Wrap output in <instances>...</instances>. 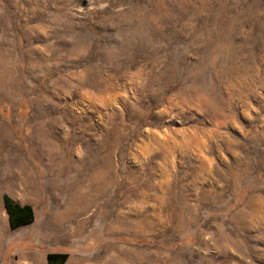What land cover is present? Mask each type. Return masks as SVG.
Returning a JSON list of instances; mask_svg holds the SVG:
<instances>
[{
  "label": "rangeland",
  "instance_id": "obj_1",
  "mask_svg": "<svg viewBox=\"0 0 264 264\" xmlns=\"http://www.w3.org/2000/svg\"><path fill=\"white\" fill-rule=\"evenodd\" d=\"M0 249L264 264V0H0Z\"/></svg>",
  "mask_w": 264,
  "mask_h": 264
},
{
  "label": "trees",
  "instance_id": "obj_2",
  "mask_svg": "<svg viewBox=\"0 0 264 264\" xmlns=\"http://www.w3.org/2000/svg\"><path fill=\"white\" fill-rule=\"evenodd\" d=\"M3 203L11 230L26 226L33 221V212L30 206L17 204L7 196L3 197ZM66 259V254L48 253L46 255L47 264H63Z\"/></svg>",
  "mask_w": 264,
  "mask_h": 264
},
{
  "label": "bare ground",
  "instance_id": "obj_3",
  "mask_svg": "<svg viewBox=\"0 0 264 264\" xmlns=\"http://www.w3.org/2000/svg\"><path fill=\"white\" fill-rule=\"evenodd\" d=\"M67 210H69V209H67ZM67 210H66V212H67ZM66 212H65V215H67ZM60 217H61V216H57L56 219H60ZM53 222L56 223V222H58V221H54V220H53Z\"/></svg>",
  "mask_w": 264,
  "mask_h": 264
},
{
  "label": "crops",
  "instance_id": "obj_4",
  "mask_svg": "<svg viewBox=\"0 0 264 264\" xmlns=\"http://www.w3.org/2000/svg\"><path fill=\"white\" fill-rule=\"evenodd\" d=\"M4 236H5V234H4ZM3 241H4V238H3ZM3 245V244H2ZM2 248V247H1ZM0 251H1V249H0Z\"/></svg>",
  "mask_w": 264,
  "mask_h": 264
}]
</instances>
